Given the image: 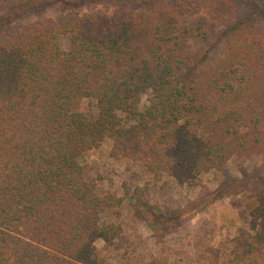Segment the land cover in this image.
<instances>
[{"label": "trees", "instance_id": "obj_1", "mask_svg": "<svg viewBox=\"0 0 264 264\" xmlns=\"http://www.w3.org/2000/svg\"><path fill=\"white\" fill-rule=\"evenodd\" d=\"M249 5V11L242 6ZM61 18L0 36V264H109L120 225L81 159L112 135V156L199 188L175 218L244 196L247 228L203 264H264V0H0ZM69 36V47L60 40ZM147 96V104L143 98ZM93 100V119L83 109ZM251 163L234 177L232 160ZM219 172L212 191L199 176ZM132 198L148 208V187ZM165 220H168L165 216ZM165 222V223H164ZM151 224V223H150ZM155 236L159 226L151 225ZM147 264H171L164 252Z\"/></svg>", "mask_w": 264, "mask_h": 264}, {"label": "rangeland", "instance_id": "obj_2", "mask_svg": "<svg viewBox=\"0 0 264 264\" xmlns=\"http://www.w3.org/2000/svg\"><path fill=\"white\" fill-rule=\"evenodd\" d=\"M56 1L60 3L61 0ZM242 8L245 10L242 13H245L250 6L243 5ZM63 15L65 12L53 8L25 15L11 7L0 6V36L12 27L61 18ZM254 17L262 19L257 25L264 29V9L259 7ZM69 40L68 35L61 38L63 49H68ZM95 102L85 100L82 105L93 119L98 115ZM142 104H147V96L143 98ZM113 145L114 137L110 135L100 149L90 151L81 159L100 179L98 191L101 195H113L123 200L101 217L103 225L112 222L122 229L120 238L110 250L104 249V242H97L98 249L109 264H147L152 256L161 255L163 248L171 264H203L211 255L220 253L225 256L226 245L248 227L251 206L243 195L217 201L191 219H188L187 214L174 219L176 214L185 209L189 200L198 198L200 189L182 188L167 174L161 179L154 178L141 163L113 157ZM228 167L231 174L240 179L253 172L251 163L241 160L233 159ZM199 180L215 191L223 177L219 172L211 171L201 174ZM137 187H148L152 203L159 206L160 210L148 208L143 205V201L132 198ZM165 216L168 220H165ZM162 221H169L170 226H159L158 233L162 236L159 239L151 225L162 224Z\"/></svg>", "mask_w": 264, "mask_h": 264}]
</instances>
